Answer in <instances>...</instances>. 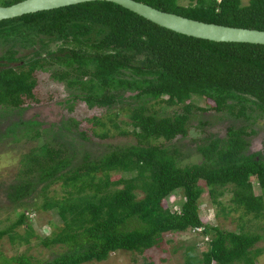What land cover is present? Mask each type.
<instances>
[{"label": "trees", "instance_id": "obj_1", "mask_svg": "<svg viewBox=\"0 0 264 264\" xmlns=\"http://www.w3.org/2000/svg\"><path fill=\"white\" fill-rule=\"evenodd\" d=\"M17 1L0 0V5ZM138 1L205 22L264 29V0ZM44 38L58 47L47 50ZM0 48V106L19 110L26 98L34 99L35 71L54 64L62 70L52 77L78 91L69 99L89 107L117 106L107 121L136 140L108 145L97 156L84 151L76 158L72 147L50 141L23 154L16 176L2 188L15 218L0 228V239L29 242L35 233L27 212L54 210L61 223L40 243L61 250L37 261L0 251V264L99 262L117 250L143 253L165 233L197 228L210 238L200 256L193 253L195 245L188 246L184 264H255L263 250L256 246L262 234L210 225L197 203L203 182L219 207V197L229 191L241 210L239 218H264V149L248 152L247 137L254 130L247 131L246 124L228 126L224 137L197 144L200 160L183 166L174 143L170 147L163 141L186 136L193 109L206 110L196 107L194 97L204 100L207 109L251 122L264 115V44L188 36L114 2L93 0L0 20ZM127 92L133 93L126 97ZM133 99L140 101L133 104ZM161 103L179 109L155 108ZM121 114L128 118V129L116 120ZM89 120L107 126L102 117ZM35 122H21V135L27 137ZM34 130V136L40 134ZM96 134L106 137L108 132ZM56 182L61 183L58 194L50 190ZM176 190L183 199L171 211L163 200ZM23 224L22 234L16 229ZM141 264L155 263L145 259Z\"/></svg>", "mask_w": 264, "mask_h": 264}, {"label": "rangeland", "instance_id": "obj_2", "mask_svg": "<svg viewBox=\"0 0 264 264\" xmlns=\"http://www.w3.org/2000/svg\"><path fill=\"white\" fill-rule=\"evenodd\" d=\"M186 4L185 0L180 1ZM247 3V0H241ZM46 49L54 50L58 46L54 41H48ZM0 54L4 48H0ZM30 49V48H29ZM45 49H42V54ZM62 68L52 64L35 71L36 87L34 88V99H25L19 110L6 109L0 106V228L8 225L14 218L12 213L14 207L10 205L6 199L2 188L16 176L20 166V158L30 149H34L44 141H50L53 145H63L73 148L76 158L80 157L84 151L92 156H97L109 146L128 145L136 143L134 136L129 133L123 135L118 133L112 124L107 121V114L115 112L117 106L108 109L97 106L89 107L80 99L70 98L78 91L67 87L65 81H59L52 77L55 72L61 71ZM124 93L127 97L128 94ZM140 100H132L136 103ZM196 107H203L206 110L193 109L192 116L188 124V133L186 136H177L170 141H163L166 145L172 147L171 143L178 149L179 166L187 165L201 158L200 153L195 149L197 144H203L211 137H224L228 126L237 127L246 124L247 131L254 130L247 137L248 152L261 153L264 149V115H256L253 121L246 120L242 116H232L228 112H217L207 109L204 100L198 97L193 98ZM155 105V108L171 112L178 110V106ZM102 117L107 122V126L102 127L95 125L91 120L92 117ZM72 119L77 125L72 123ZM36 121L32 124L30 133L25 137L23 128L25 125L21 122ZM123 120L120 123L122 128H129L126 120L128 118L121 114L116 119ZM67 123H66V122ZM68 127L64 128L65 125ZM251 127V128H250ZM12 129V130H11ZM40 132L35 135V130ZM107 130L106 137H99L97 132ZM85 135L82 136V133ZM96 132V133H95ZM17 138L18 140H15ZM71 143V144H69ZM61 183L56 182L50 190L57 194L60 191ZM203 189L202 194L198 198V208L201 218L210 225H218L220 228L233 231H251L262 234L261 239L256 246L263 248L262 253L255 261V264H264V218L255 219L251 215L245 219L239 218L241 210L237 208L235 203L231 201V192L225 191L219 197L222 207L213 202L208 194L207 186L201 182ZM255 192L259 189L255 184ZM52 193V191L50 192ZM183 197L181 191H173L170 196L164 200V206L171 211L179 208V203ZM27 223L33 229L35 235L29 237V242L17 243L11 242L7 236L0 239V251L4 256H12L17 253L32 255L33 261L44 260L52 257L55 252L61 250L58 246L44 247L40 243V238L51 234L54 226L60 225L54 210H41L27 212ZM249 218V220H248ZM263 226V227H262ZM25 224L16 230L24 233ZM199 228L195 230H185L180 232H168L163 234V239L155 246L145 250L143 253L128 252L117 250L111 252L103 261H91L83 264H141L145 259L152 260L155 264H184L185 249L190 245H195L193 253L200 256L201 251L205 250L209 235H203L199 232ZM16 264V263H11ZM193 264H201L194 262ZM240 264V263H237Z\"/></svg>", "mask_w": 264, "mask_h": 264}, {"label": "water", "instance_id": "obj_3", "mask_svg": "<svg viewBox=\"0 0 264 264\" xmlns=\"http://www.w3.org/2000/svg\"><path fill=\"white\" fill-rule=\"evenodd\" d=\"M93 0H20L0 5V20ZM133 11L144 18L175 32L213 41H232L264 44V29L237 27L205 22L174 12L155 8L138 0H106Z\"/></svg>", "mask_w": 264, "mask_h": 264}]
</instances>
